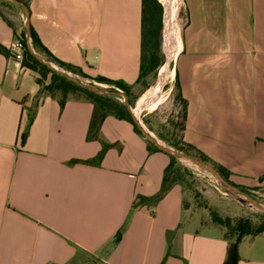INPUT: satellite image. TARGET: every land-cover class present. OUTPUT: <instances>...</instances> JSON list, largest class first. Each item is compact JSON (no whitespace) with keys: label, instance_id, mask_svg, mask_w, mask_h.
I'll use <instances>...</instances> for the list:
<instances>
[{"label":"crops","instance_id":"1","mask_svg":"<svg viewBox=\"0 0 264 264\" xmlns=\"http://www.w3.org/2000/svg\"><path fill=\"white\" fill-rule=\"evenodd\" d=\"M20 1L55 57L139 85L142 0ZM9 2L0 0V43L24 35L28 44L26 14ZM183 3L188 23L167 82L178 79L187 101L184 141L236 184L264 189V0ZM38 77L0 52V264H225L232 240L193 215L180 183L139 201L160 192L170 154L150 150L130 121L109 114L89 139L92 101L43 94L23 140ZM103 143L101 163L85 162ZM238 255L237 264H264V232L242 238Z\"/></svg>","mask_w":264,"mask_h":264},{"label":"trees","instance_id":"2","mask_svg":"<svg viewBox=\"0 0 264 264\" xmlns=\"http://www.w3.org/2000/svg\"><path fill=\"white\" fill-rule=\"evenodd\" d=\"M13 4L12 2H9ZM163 29V4L160 0H142V41H141V72L138 79V82L141 83L146 78V76L150 73L157 71V69L165 62V54L162 51V38L164 35ZM22 39L24 42V52L22 55V64L32 70L36 71L39 74L38 82L41 85V88L36 95V99L34 101V109H32L30 113L29 122L27 124L26 130L22 133V139L26 138L28 129L34 119L35 116V108L39 104V99L43 94H49L53 97H58L60 99L61 104L63 105L65 100L70 96L75 97H84L94 103V111L92 115V119L90 122L89 130H88V138L96 139L99 137L100 127L105 118V116L112 114L118 118L126 119L130 121L135 130L138 133L142 134V131L139 129L137 124L135 123L131 113L128 111L124 101L117 99L113 95L97 93L86 87H83L74 81L70 80L63 74L52 70L42 62H40L28 49L27 42L25 36L22 35L18 37ZM31 38L35 49L41 53H44L49 59L59 64L60 66L76 71L79 70V74L90 78L91 80H95L97 82L108 84L110 90H121L124 91L129 101L133 104V99L131 98V90L132 86L121 81L109 78L107 76L98 75L92 77L87 73H84L80 68L72 65L71 63H67L55 57L48 49L42 44L37 32L31 27ZM10 46L6 47L4 44L0 43V52H3L7 55H10ZM49 79V82L46 81ZM167 86V84L165 85ZM149 87V84L145 85V89ZM175 87L177 89L176 98L182 102L183 107V122L181 124V138L180 141H171L169 138L160 135V138L172 143L175 147L182 151H186L197 158L203 159L205 161L211 162L214 167L219 171V173L228 180L231 184L236 185L240 188H247L242 185H238L233 182L230 178V172L224 166L214 163L211 159L201 150L197 149L190 143L184 141L183 131L185 129V122L187 118V101L182 95L180 83L178 79L175 81ZM148 146L150 150H158L163 151L158 146H156L151 141H148ZM109 144L103 143V147L98 155L92 159H88L85 162L91 164H100L106 150L108 149ZM176 162V159L170 155V163L166 168V173L164 177V181L162 184V188L160 192L150 198L140 197L139 201H150L156 202L160 198H162L166 192L169 190L171 185L175 182L169 181L168 178V170L169 168ZM214 220L217 223L226 225L231 234L235 235V239H232L230 235L225 234L224 237L226 239L232 240L229 250L228 256L225 264H237L238 262V243L242 240L245 235H256L258 233L264 232V221L261 222L257 227L253 228L248 222L240 220L236 225H232L231 222L227 219H222L218 215L214 216ZM121 234L118 233L116 237V241H119Z\"/></svg>","mask_w":264,"mask_h":264},{"label":"rangeland","instance_id":"3","mask_svg":"<svg viewBox=\"0 0 264 264\" xmlns=\"http://www.w3.org/2000/svg\"><path fill=\"white\" fill-rule=\"evenodd\" d=\"M216 1L217 0H214V2ZM211 15H212L211 18L212 24L214 27H216L218 24V20L216 18L215 4H214V9L211 12ZM177 21H178L180 34H182L184 28L188 23V13L184 3H182V5L180 6L179 17ZM164 37L165 36L163 35L162 51L164 50V42H165ZM32 46L34 47L33 42H32ZM37 52L43 57H45L47 60L52 62L55 66L59 68H63L64 70L70 72L76 79L81 80L85 83L95 84L104 87L106 89H110L108 84L104 83L102 85L99 84L97 81H92L90 78L79 74L78 73L79 70L72 71L66 69L60 66L59 64L55 63L51 59H49V57H47L44 53H41L39 51ZM165 60H166V55H165ZM160 67L157 69L156 73L153 72L148 74L146 78L143 80V82L139 83V85H137L134 89L131 90V98L133 99V104L131 102L130 104L132 106L136 104L138 96L141 94V92H145L158 79ZM146 84H149V87L147 89H145ZM166 84L167 86L164 87L163 101L158 105L156 109L152 111H145L139 117L141 118L142 122L145 124L146 128L157 139L162 140L163 143L167 146L178 149L172 143L160 138V135H163L169 138L171 141H180L182 134L181 132V124L183 122L182 102L176 98L177 89L175 87V81L174 82L170 81L167 82ZM115 97L121 101H124V98L121 95ZM173 157L176 159V162H174V164L168 170L169 181L180 183L183 186L185 193L184 196L185 206L193 212L194 216L200 219L203 225L206 226L215 225L222 230L223 235L228 234L232 239H235V235L231 234L229 228L226 225L215 222L214 220L215 215H218L222 219L229 220L232 225H236L240 220L246 221L253 228L257 227L261 222L264 221V210L252 205L250 200L244 194L238 191V189H241L246 194L252 196L254 199L264 204V189H260L259 187L240 188L236 185L235 187L238 189L236 188L233 189L227 186L225 183H223L216 175H214L210 171L202 167L193 165L192 163H189L187 161H184V159L178 158L176 156ZM208 163L212 164L211 162ZM240 194L244 195L246 198L241 197Z\"/></svg>","mask_w":264,"mask_h":264},{"label":"water","instance_id":"4","mask_svg":"<svg viewBox=\"0 0 264 264\" xmlns=\"http://www.w3.org/2000/svg\"><path fill=\"white\" fill-rule=\"evenodd\" d=\"M10 2L18 5L26 14V38L28 41V49L30 50V52L43 64L49 66L50 68H52L54 71H57L61 74H63L64 76H66L67 78H69L70 80L74 81L75 83L86 87L87 89H90L94 92L97 93H104V94H109V95H113V96H123L124 98V103L128 109V111L131 113L135 123L137 124V126L139 127V129L142 131V133L149 139V141H151L152 143H154L156 146H158L160 149H162L163 151H165L166 153L176 156L178 158L184 159V160H188L190 162H192L194 165L198 166V167H202L208 171H210L211 173H213L214 175H216L223 183H225L227 186L235 189V185L231 184L228 180H226L220 173L219 171L216 170V168L206 162L203 161L193 155H190L184 151L178 150L176 148L167 146L163 143L162 140L157 139L145 126V124L142 122L141 118L136 115V113L134 112L133 106L130 104V101L128 99L127 94L124 91L121 90H110V89H106L104 87H101L99 85H95V84H89V83H85L81 80L76 79L70 72H68L67 70H64L63 68H59L57 66H55L52 62H50L49 60H47L45 57H43L42 55H40L32 46L31 43V23H30V11L29 8L26 4H24L23 2H21L20 0H9ZM238 189V188H236ZM238 191L242 194H244L252 203V205H254L255 207H258L262 210H264V204L257 201L256 199H254L252 196L246 194L244 191H242L241 189H238Z\"/></svg>","mask_w":264,"mask_h":264},{"label":"bare ground","instance_id":"5","mask_svg":"<svg viewBox=\"0 0 264 264\" xmlns=\"http://www.w3.org/2000/svg\"><path fill=\"white\" fill-rule=\"evenodd\" d=\"M163 2L165 5L164 51L166 53V61L160 67L157 81L145 91V93H143L137 103L133 106L134 112L138 116L144 113L146 109H156L163 101L165 84L173 74L171 61H173L181 46V34L179 31L177 15L183 0H163ZM184 161L192 163L188 160ZM241 197L246 198L244 195H241Z\"/></svg>","mask_w":264,"mask_h":264},{"label":"built area","instance_id":"6","mask_svg":"<svg viewBox=\"0 0 264 264\" xmlns=\"http://www.w3.org/2000/svg\"><path fill=\"white\" fill-rule=\"evenodd\" d=\"M24 42L20 38H16L10 46L11 53L14 57L21 59L24 52Z\"/></svg>","mask_w":264,"mask_h":264}]
</instances>
